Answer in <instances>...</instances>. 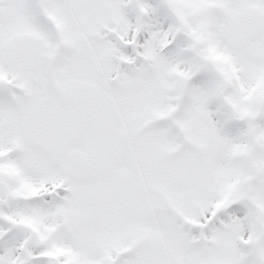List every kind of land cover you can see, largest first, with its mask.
<instances>
[{"label": "snow or ice", "instance_id": "snow-or-ice-1", "mask_svg": "<svg viewBox=\"0 0 264 264\" xmlns=\"http://www.w3.org/2000/svg\"><path fill=\"white\" fill-rule=\"evenodd\" d=\"M0 264H264V0H0Z\"/></svg>", "mask_w": 264, "mask_h": 264}]
</instances>
